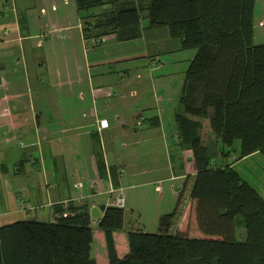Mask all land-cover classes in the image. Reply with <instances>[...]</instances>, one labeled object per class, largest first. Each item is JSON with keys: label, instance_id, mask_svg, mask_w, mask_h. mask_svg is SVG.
Listing matches in <instances>:
<instances>
[{"label": "trees", "instance_id": "1", "mask_svg": "<svg viewBox=\"0 0 264 264\" xmlns=\"http://www.w3.org/2000/svg\"><path fill=\"white\" fill-rule=\"evenodd\" d=\"M75 1L85 38L95 44L168 27L182 49L196 50L176 115L180 146L192 151L197 169L180 223L171 233L174 210L161 216L158 233L131 229L121 258L114 233L123 229L124 210L101 207L109 264H264V198L233 164H219L202 135L207 121L226 159L264 154V44L254 41L256 0ZM54 208V222L0 227V264H97L89 205L69 201Z\"/></svg>", "mask_w": 264, "mask_h": 264}, {"label": "crops", "instance_id": "2", "mask_svg": "<svg viewBox=\"0 0 264 264\" xmlns=\"http://www.w3.org/2000/svg\"><path fill=\"white\" fill-rule=\"evenodd\" d=\"M34 1L39 6L50 2V0ZM28 6L29 4L25 8L19 9L16 0H0V19L5 16L13 17L19 31L12 39H7L9 33L5 29H8L9 25H5V33L0 37V43L24 42L27 41V37L30 41L35 39L34 36L26 37L23 34L24 30L28 31L27 17H30L29 11L31 10ZM42 10L46 14L42 13ZM50 11L48 13L42 8L40 16L52 15L49 24L57 25V22L54 21L57 16H53L55 15L53 13L56 12L54 7ZM78 22V41L79 44L81 43L78 50H83L86 56L85 50H88L89 40L85 38L81 19ZM73 23H69L70 27L69 25H59L55 28H66L67 31L70 30V33L72 26L74 29L77 28ZM47 25L48 23H44V28ZM260 25H264V22L261 21ZM12 28L14 29V27ZM145 35L146 32L139 39H143ZM254 41L258 44L256 35H254ZM92 43L98 45L93 41ZM123 43L117 41L114 36H108L99 44L108 47ZM29 44V47H21L20 50H13L11 53L0 48V92L2 93L0 96V227L24 220L54 222V206L69 201L77 206L87 204L90 210L92 207H97L100 209L102 217L104 212L101 207L115 206V196L118 191L121 190L124 194L125 191L132 189L133 200H125V205L128 203L131 212L129 214L123 208V229L114 233L118 256L122 258L129 251L128 232L131 229H141L147 232L148 226L159 227L162 215L177 210L171 228L173 230L171 233H174L180 223L197 173L193 158L190 163L188 158L185 160L182 156L181 151L189 152L187 149H183L179 139H176L178 136L176 116L175 130L171 134L172 146L167 145L170 143L167 136L164 139L163 150L167 156V164L166 166H155L154 159L159 143L152 134L160 129L158 127L161 125L159 114L152 116L148 121L147 118L142 117L141 113L136 114L134 124L131 125L132 128L124 123L122 117L117 116L118 122L114 126L116 135L112 132L109 119L105 117L110 104H112L111 99L116 96L115 89L117 87L114 86L116 82L110 83L109 80H106L107 73L111 72L109 68L114 59L102 57V59L91 62L89 56H86V79L89 81L90 104L80 99L84 102L83 108L77 109L73 114V69L69 59L65 58L64 65H62L60 52L54 50V47L50 52H47L40 39L37 40L35 46L32 43ZM147 51L141 50L135 54L132 50L127 54H120L118 62L132 60L140 63L139 58L148 60V63L156 62L157 59L151 60V57L159 55L152 56ZM98 57L100 55H97ZM7 58H13L10 69L6 63ZM20 68H22L24 77L20 76L18 79H24L26 95L34 92L35 85L40 87L50 85L52 88L58 89V94L51 95L48 98L49 103L47 102L44 107L42 104L41 107H35L32 101L20 103L18 99L20 94L8 95L6 92L17 88L18 81L12 77L5 79L3 75H8V72L12 70H15L13 72L16 73ZM148 68L146 70L151 72L154 69L153 64L148 65ZM75 71H83V67L78 61L75 62ZM45 76L46 80H44ZM150 84L153 85L152 80ZM137 85L140 90L144 88L147 92L148 85L145 82H137ZM79 94L83 99L85 98V94L82 92ZM156 94L158 95V93ZM135 96H137L136 91L130 94V97ZM64 104L65 109L62 108ZM19 106H29L27 109L29 113L20 112ZM179 111L180 108L177 113ZM44 113H46L45 117ZM102 120H107L106 128H101ZM147 128L154 129V131L151 132L152 130H147ZM142 129H146V133H151L143 140L136 139L134 134H138ZM12 133L19 135V138L26 143L21 142L24 143L22 147L17 143L21 152L14 155L11 149H7L11 147L9 141ZM118 137L130 139V142L126 141L127 144H122L120 149L116 148ZM252 155L248 157H252ZM227 161L229 160L223 159L225 164ZM41 170L43 171V180L38 179L35 173ZM66 171H70V174L75 177L73 178L76 179L74 188L77 193H73L72 181ZM86 189L88 190L87 194L85 193ZM104 194L109 195V199L100 201ZM152 194L156 197V201L148 209L146 208L147 201L152 197ZM43 208H49V220L39 219L38 212H41ZM31 212L36 213L35 217H29ZM127 214L132 217L131 220L129 219L131 226H126ZM93 225H96L98 229L93 228ZM91 227L93 230L92 257L97 264H109L105 235L99 228V221L92 220ZM96 237L98 244L95 246Z\"/></svg>", "mask_w": 264, "mask_h": 264}, {"label": "rangeland", "instance_id": "3", "mask_svg": "<svg viewBox=\"0 0 264 264\" xmlns=\"http://www.w3.org/2000/svg\"><path fill=\"white\" fill-rule=\"evenodd\" d=\"M18 4V8H25L27 4H29V9H31L30 17L28 18V31H23V34L27 36H34L35 39H30L27 37V41H14L10 43H0V48L5 50L7 53H11V51L20 50L21 47L27 48L30 46L29 43H32L33 46L36 45L38 39L42 40L44 43V49L47 52H50L54 47V50H58L60 52V60L61 64L64 65V60L69 59L71 64V68L73 69V114L77 109L83 108L84 100L85 103L90 104V94H89V81L87 78V69H86V56L90 58V61L93 62L97 59H102V57H110V59H114L111 63L110 73H107L106 80H109L110 83H115L114 86L117 87L115 89L116 96L114 99H111L112 104H110L109 111L105 114L111 123L112 132L116 135L115 125L117 124V116L122 117L124 123L130 125L134 124V117L136 114L141 113L142 117L147 118V121L152 116L158 115L161 119V125L158 126L160 129L157 130L153 137H156L158 141V149L155 154L154 161L155 166H166V153H164L163 146H165L164 139L167 136L168 146L171 145L172 141V131L175 130V116L177 111L179 110L180 103L179 97L182 91V85L185 80L186 71L189 68L191 60L194 58L196 50L190 49L185 50L181 48L180 39L173 38L170 34L168 27H158L154 29L145 30L146 35L143 39H135L132 41L124 42L123 44H116L108 47H104L102 44L93 45L92 40L88 42V50L86 51V56L84 55L83 50H78L81 47V43L79 44V30H78V21H80V15L76 11L75 0H50L46 5H38L34 0H16ZM55 7V11L53 16H57L54 20L57 22V25L49 24L51 16H46L45 11L44 15L40 16V11L42 8L51 12L50 10ZM255 12H254V30L256 35L257 43H264V25H260V22H264V0H256L255 4ZM43 13V12H42ZM58 19V20H57ZM10 22V23H9ZM76 25L77 28L71 27V32L67 31L66 28H55L59 27V25ZM44 23H48L47 27L44 28ZM148 20L143 19L142 25L147 26ZM5 25H9L7 32L9 33V37L7 39H12L15 33L18 31L17 23L13 17H4L0 19V37H2ZM15 25V26H14ZM14 27V29L12 28ZM70 27V25H69ZM19 33V31H18ZM31 44V45H32ZM134 50L133 53L141 52V50H148L147 52L151 53L152 56L158 54L159 56L151 57V60L156 58V62L148 63L146 59H140V63L137 61L134 62L132 60L120 61L118 62V55L127 54L130 51ZM80 52V53H79ZM108 53V54H106ZM97 55L100 57L97 58ZM117 55V56H116ZM116 58V60H115ZM78 61L82 67L83 71H75V62ZM13 62V58H7L6 63L8 68H11V64ZM153 64V70L149 72L146 68L148 65ZM64 68V67H63ZM128 68V70H126ZM150 68V67H149ZM148 68V69H149ZM124 70V71H122ZM15 70L9 71L8 75H3L5 79H10L12 77L14 80L18 81L17 88L10 89L6 93L8 95H14L15 93L20 94L18 98L20 103L26 102L35 104V107H41V104L46 106L48 98L51 95L56 96L58 94V89L52 88L50 85H46L45 87L35 85L34 92L31 94L28 93L27 89L24 86V79H18L20 76L24 77L22 68L15 72ZM126 73V74H125ZM125 74V75H124ZM120 76H123L122 78ZM153 76V78H152ZM11 78V79H12ZM13 80V81H14ZM46 80V76L44 77ZM66 80V79H65ZM153 81V85L151 86L150 82ZM137 82H145L148 85L147 92H145L144 88L139 89ZM144 87V86H143ZM155 90V91H154ZM137 96L130 97V94L135 92ZM80 92L85 94V98L83 99L80 96ZM158 93V95L156 94ZM2 93L0 92V96ZM81 99V100H80ZM16 106V105H14ZM29 106H19L18 110L20 112L29 113L27 110ZM62 108L65 109V104L62 105ZM159 111V112H158ZM180 112V111H179ZM46 113H44V117ZM107 121V120H106ZM146 121V123H147ZM203 132L202 135L204 137V143L209 144L214 148V155L219 162V164H224L223 159L229 160L228 164H235L236 170L238 171L240 177L247 181L252 187H254L260 195L264 198V154L256 153L252 155V157H248L246 159H239V152L237 154L230 155L228 159L220 156V147L217 145L215 141V137L212 134L209 124L207 121H203ZM162 127V128H161ZM146 129H142L138 134H134L136 139H145L148 137V134L154 131V129L147 128V130H152L150 133H146ZM119 132V131H117ZM176 139H179L177 136ZM88 141V139H86ZM130 142V139H125L123 137L117 138V147L121 148V145ZM21 142L25 141L19 138V135L12 133L10 135L9 146L12 154L20 153L21 149L18 144L22 147ZM18 143V144H17ZM23 143V144H24ZM26 144V143H25ZM127 144V143H126ZM119 145V146H118ZM172 146V145H171ZM183 158H188V162L191 163L193 158V153L191 150L181 151ZM168 154V151H167ZM238 162V163H237ZM38 179L43 180V171L35 172ZM66 174L72 181L73 193L76 192L74 188V184L76 183V179L70 171H66ZM70 174V175H69ZM42 184V182H40ZM88 186V185H87ZM42 187V186H41ZM86 188V187H85ZM87 194V189L85 190ZM89 193V192H88ZM124 198L126 201L133 200L134 193L132 189L124 192ZM107 201L109 199V195H102L100 201ZM139 201V200H138ZM156 201V197L152 194V197L148 199L146 208L150 209L152 205H154ZM138 204V203H136ZM125 211L130 214L131 208L126 203L124 207ZM39 219L49 220L50 212L49 208L41 209V212H38ZM35 212H31L29 217H35ZM128 215L126 220V226H131L130 220L131 216ZM149 214L147 213V217ZM130 219V220H129ZM242 217L238 216V222H241ZM135 223V222H134ZM93 228L98 229L96 225H93ZM239 236L242 234V227H239ZM148 233H158V226H148L146 228ZM173 231V230H170ZM98 244V238L95 239V246Z\"/></svg>", "mask_w": 264, "mask_h": 264}, {"label": "built area", "instance_id": "4", "mask_svg": "<svg viewBox=\"0 0 264 264\" xmlns=\"http://www.w3.org/2000/svg\"><path fill=\"white\" fill-rule=\"evenodd\" d=\"M65 2L67 3V0H65ZM55 9V7H54ZM42 12H44V10H42ZM100 126L101 128H106L108 126V123L106 120H102L100 122ZM22 146H24L23 143H21ZM68 203V202H67ZM64 203V204H67ZM115 206L118 208H124L125 207V198H124V194L122 193V191H118L117 195L115 196ZM66 216V214H64Z\"/></svg>", "mask_w": 264, "mask_h": 264}, {"label": "water", "instance_id": "5", "mask_svg": "<svg viewBox=\"0 0 264 264\" xmlns=\"http://www.w3.org/2000/svg\"><path fill=\"white\" fill-rule=\"evenodd\" d=\"M102 40H100L101 42ZM90 216H91V219L94 220V221H99L101 219V211L99 208L97 207H92L91 210H90Z\"/></svg>", "mask_w": 264, "mask_h": 264}]
</instances>
